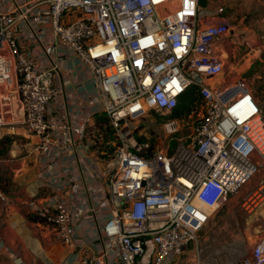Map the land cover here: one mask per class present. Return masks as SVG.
Segmentation results:
<instances>
[{
    "label": "built area",
    "instance_id": "1",
    "mask_svg": "<svg viewBox=\"0 0 264 264\" xmlns=\"http://www.w3.org/2000/svg\"><path fill=\"white\" fill-rule=\"evenodd\" d=\"M1 1L0 129L18 116L46 188L83 196L61 195L31 211L61 244L78 246L75 264L196 257L210 215L264 168L258 100L245 80L225 78L228 53L216 50L235 37L225 6L217 0H207L205 9L198 0ZM190 88L197 101L187 121L198 120L175 138L188 122L169 116ZM153 114L162 119L155 146L137 139L139 122ZM101 117L108 137L96 124ZM263 190L262 182L242 208L261 202ZM87 195L90 213L108 214L100 226L85 221L88 211L75 203ZM231 264H264V236Z\"/></svg>",
    "mask_w": 264,
    "mask_h": 264
},
{
    "label": "rangeland",
    "instance_id": "2",
    "mask_svg": "<svg viewBox=\"0 0 264 264\" xmlns=\"http://www.w3.org/2000/svg\"><path fill=\"white\" fill-rule=\"evenodd\" d=\"M217 1H221L225 6L226 16L235 33V37L226 42L227 78L240 77L245 80L249 90L257 98L264 116V3L261 0ZM202 14L204 12H200V15ZM187 119L186 116L180 119L188 122V125L175 138L186 136L189 133L188 128L198 120L195 117L189 121ZM159 122L161 123L162 119L154 114L147 120H141L138 126L141 130V138L137 139L155 146L157 139L155 132L161 133ZM20 144L23 142L18 143ZM174 145L175 142L170 143L171 147ZM107 151L112 153L110 149ZM262 182L264 184V168L237 195L227 199L210 215L208 224L199 233V250L196 259L193 260L191 257L184 259L182 256L175 264H206L207 261L213 264H225L230 256L237 260L246 256L249 252V244L256 243L260 235L264 236V198L261 202L254 203L247 211L242 208V203ZM262 196L264 197V190ZM208 236L216 237L221 246L211 247L204 257L201 243Z\"/></svg>",
    "mask_w": 264,
    "mask_h": 264
},
{
    "label": "crops",
    "instance_id": "3",
    "mask_svg": "<svg viewBox=\"0 0 264 264\" xmlns=\"http://www.w3.org/2000/svg\"><path fill=\"white\" fill-rule=\"evenodd\" d=\"M0 4H2L1 0ZM216 50L222 53L226 52L228 50L226 42L217 45ZM227 76L225 73L226 79ZM222 79L224 78L220 77L217 81L220 82ZM80 107L85 114L87 105L81 104ZM18 119L19 117L16 115L10 117L9 124L12 125L0 129V139H9L4 149L5 153L0 155V182L2 186L0 193L4 198V200L0 198V264H75L72 259L74 254L81 251L77 249L78 246L71 250L61 244L56 239L52 226L43 219H38L39 217L31 211V206L51 203L61 195L64 197L76 195L77 198L83 196L77 193L73 194L71 191L54 194L52 190L46 188L45 180L37 173V157L34 152V145L31 140L20 139L23 137H20L21 128L16 125ZM19 142H23V144L18 145ZM87 197H85L86 200L78 202L74 200L83 212H87L88 207H90L89 197ZM107 216V212L98 209L94 213L88 211L84 220L88 223L94 221L100 226ZM84 236L87 234L84 233ZM83 238L80 235L78 237V241L82 245L85 242ZM254 244H249L247 255ZM201 246L202 255L205 257L211 247L217 248L221 245L216 237L208 236L202 240ZM183 257L184 259L185 257L186 259L189 257L193 260L196 259L194 253ZM235 261L237 259L230 256L225 264H231ZM206 264L213 263L207 261Z\"/></svg>",
    "mask_w": 264,
    "mask_h": 264
},
{
    "label": "trees",
    "instance_id": "4",
    "mask_svg": "<svg viewBox=\"0 0 264 264\" xmlns=\"http://www.w3.org/2000/svg\"><path fill=\"white\" fill-rule=\"evenodd\" d=\"M261 1L264 3V0H261ZM196 101H197V97H196V92H195L194 88L188 89L180 98L179 103H178L177 107L174 109L171 118L172 119H182L185 116L187 117L189 115L191 108L196 103ZM96 124L99 125L100 130L103 132V134H106L107 137L112 135V132L107 127V125L105 127L103 126L104 124H106L105 118H103V117L98 118L96 121ZM8 142H9V140L7 138L0 139V148H1L0 155H3L5 153L4 149H5L6 145L8 144ZM103 149L105 150L106 147H104ZM0 189H2L1 182H0ZM38 219H40V218H38Z\"/></svg>",
    "mask_w": 264,
    "mask_h": 264
},
{
    "label": "water",
    "instance_id": "5",
    "mask_svg": "<svg viewBox=\"0 0 264 264\" xmlns=\"http://www.w3.org/2000/svg\"><path fill=\"white\" fill-rule=\"evenodd\" d=\"M198 6H199L200 8H202V9H205L206 6H207V0H198ZM191 249H192V243L189 242V243L187 244V250L190 251Z\"/></svg>",
    "mask_w": 264,
    "mask_h": 264
},
{
    "label": "flooded vegetation",
    "instance_id": "6",
    "mask_svg": "<svg viewBox=\"0 0 264 264\" xmlns=\"http://www.w3.org/2000/svg\"><path fill=\"white\" fill-rule=\"evenodd\" d=\"M173 114V113H172ZM172 114L169 116L171 118Z\"/></svg>",
    "mask_w": 264,
    "mask_h": 264
}]
</instances>
